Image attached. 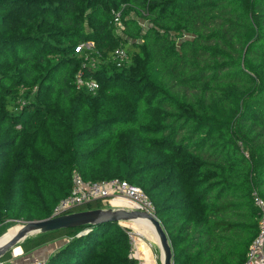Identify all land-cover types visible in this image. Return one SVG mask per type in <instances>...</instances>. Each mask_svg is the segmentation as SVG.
<instances>
[{"label": "trees", "instance_id": "obj_1", "mask_svg": "<svg viewBox=\"0 0 264 264\" xmlns=\"http://www.w3.org/2000/svg\"><path fill=\"white\" fill-rule=\"evenodd\" d=\"M75 171L144 188L174 264H244L254 193L264 201V0H0V227L51 217ZM129 229L107 221L18 246L65 238L44 264H135Z\"/></svg>", "mask_w": 264, "mask_h": 264}, {"label": "built area", "instance_id": "obj_2", "mask_svg": "<svg viewBox=\"0 0 264 264\" xmlns=\"http://www.w3.org/2000/svg\"><path fill=\"white\" fill-rule=\"evenodd\" d=\"M120 15L121 13L118 12L117 16ZM90 45L88 44V46ZM116 53L122 58L127 57L122 48L117 49ZM76 83L79 88L85 87L91 93H96L100 88V83L96 79H86L82 72L77 75ZM93 201H102L107 204V208L146 212L159 219L155 205L141 186L119 177L102 180L85 179L77 171L73 173L70 193L59 200L51 217L75 212L80 206ZM254 201L261 209L262 215L259 221V232L247 251L244 264H264V201L257 192L254 193ZM130 221H134V219L120 221L122 225L130 228L127 231L130 242L129 257L135 260V264H157L159 257L154 254L148 255L147 251L142 248L143 244L139 238L142 232L135 229L133 225H129ZM148 250H152L150 246ZM44 263V259L35 257L31 263L20 262L17 264Z\"/></svg>", "mask_w": 264, "mask_h": 264}, {"label": "water", "instance_id": "obj_3", "mask_svg": "<svg viewBox=\"0 0 264 264\" xmlns=\"http://www.w3.org/2000/svg\"><path fill=\"white\" fill-rule=\"evenodd\" d=\"M137 218H148L151 220L159 236L162 264H174L172 244L160 219L146 212L112 208L80 210L56 217L29 221L24 226L20 227L17 233L5 244L0 246V257L10 249L16 247L19 242L32 233L74 228L89 224L95 225L107 221H128Z\"/></svg>", "mask_w": 264, "mask_h": 264}, {"label": "rangeland", "instance_id": "obj_4", "mask_svg": "<svg viewBox=\"0 0 264 264\" xmlns=\"http://www.w3.org/2000/svg\"><path fill=\"white\" fill-rule=\"evenodd\" d=\"M26 101H27L26 99L17 101V105L15 106V109L18 110L19 108H21L26 103ZM29 221H33V219L27 218L26 216H24V214L21 215L20 217H16L14 219H9L6 222V225L0 227V236H1L0 237V241L6 239L9 235H11L14 232V229L24 226ZM13 227H16V228H13ZM137 230L142 232V235L139 236V238H141V242L143 244L142 248L147 251L148 255L149 254L150 255L154 254V256L155 255L158 256L159 258H158V263L157 264H162L160 244L155 240V238L151 235V233L149 231H144L143 229H137ZM35 234H37V233H34L32 235L29 234L21 242L25 241L26 239H28L31 236H34ZM61 240H63V239H61ZM56 241L60 242V239H58ZM56 241H54V242H56ZM19 243L17 244L16 247L12 248V255L14 256V258L12 260V264H17V263H20V262H22V263H31L33 258H35V257L36 258H40V259H44L46 261L47 258L52 254V253H50V255H48V256L46 255L45 257H41L40 253H35L33 251L29 252V253H25L24 250L22 249V247L18 246ZM51 243H53V242H51ZM51 243H49V244H51ZM49 244H47V245H49ZM149 246L152 249L151 251L148 250ZM51 250H53V249H51ZM20 253H22V254H20Z\"/></svg>", "mask_w": 264, "mask_h": 264}, {"label": "bare ground", "instance_id": "obj_5", "mask_svg": "<svg viewBox=\"0 0 264 264\" xmlns=\"http://www.w3.org/2000/svg\"><path fill=\"white\" fill-rule=\"evenodd\" d=\"M131 222H134V223H136L137 225H139L141 228H143L145 231H149L148 229H146V228H144L142 225H141V223H144V224H146L147 226H149L151 229H152V231L156 234V237H157V239L155 238V236H154V234L152 233V232H150L151 233V235L155 238V240L159 243V236H158V234H157V231H156V229H155V225L151 222V220L150 219H148V218H137V219H134V221H131ZM20 229V227H18V228H16V229H14V232L11 234V235H9L6 239H4V240H2V241H0V246H2L3 244H5L13 235H15L16 233H17V231ZM32 234H34V233H32ZM32 234H30V235H32ZM160 244V243H159Z\"/></svg>", "mask_w": 264, "mask_h": 264}, {"label": "crops", "instance_id": "obj_6", "mask_svg": "<svg viewBox=\"0 0 264 264\" xmlns=\"http://www.w3.org/2000/svg\"><path fill=\"white\" fill-rule=\"evenodd\" d=\"M61 239H63V240H61ZM61 239H60V242H58V241L53 242L49 245L38 248V249L34 250L33 252L40 253L41 257H45L46 255L48 256V255H50V253H53L54 251H56L57 248H59L60 246H62L65 243L66 239L65 238H61ZM51 249H53V250H51ZM20 254H22V253H20Z\"/></svg>", "mask_w": 264, "mask_h": 264}]
</instances>
